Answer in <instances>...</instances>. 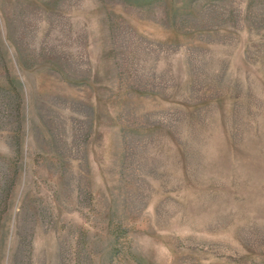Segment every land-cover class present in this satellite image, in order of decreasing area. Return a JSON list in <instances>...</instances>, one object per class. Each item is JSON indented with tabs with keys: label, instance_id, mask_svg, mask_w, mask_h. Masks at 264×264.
Returning <instances> with one entry per match:
<instances>
[{
	"label": "rangeland",
	"instance_id": "rangeland-1",
	"mask_svg": "<svg viewBox=\"0 0 264 264\" xmlns=\"http://www.w3.org/2000/svg\"><path fill=\"white\" fill-rule=\"evenodd\" d=\"M0 264H264V0H0Z\"/></svg>",
	"mask_w": 264,
	"mask_h": 264
}]
</instances>
